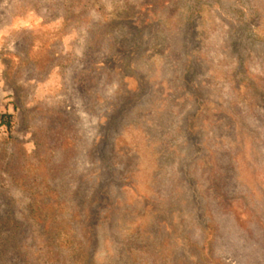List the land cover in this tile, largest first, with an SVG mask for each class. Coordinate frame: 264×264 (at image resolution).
<instances>
[{"label": "rangeland", "instance_id": "1", "mask_svg": "<svg viewBox=\"0 0 264 264\" xmlns=\"http://www.w3.org/2000/svg\"><path fill=\"white\" fill-rule=\"evenodd\" d=\"M0 264H264V0H0Z\"/></svg>", "mask_w": 264, "mask_h": 264}]
</instances>
